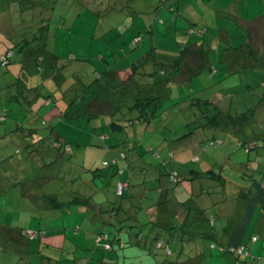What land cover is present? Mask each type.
Masks as SVG:
<instances>
[{
    "label": "trees",
    "instance_id": "obj_1",
    "mask_svg": "<svg viewBox=\"0 0 264 264\" xmlns=\"http://www.w3.org/2000/svg\"><path fill=\"white\" fill-rule=\"evenodd\" d=\"M13 1L16 2V0ZM17 1L20 2L18 4L19 10L21 11L20 15L22 12L24 13L23 16H20V19L21 21L28 22L27 28L31 29V36L30 39H20L16 42L18 45L17 48L23 52L22 60L26 62L29 67L28 70L23 72V78H25L24 82H22L20 87L15 89L19 88V93L27 100L43 97L45 114H51L46 119L44 117L39 118V124H36L38 120L36 114H34L33 123L32 119L27 121L28 126L26 129L29 130V134L31 135V141L28 143V146H30V154L31 156H35L39 153L40 157L38 160L33 159V162L37 164L36 169L41 176L40 178L42 179V177H44L45 169L50 168L49 172H51V169L55 168V165L59 163L60 158L65 155L66 152L67 154H71V145L67 138L62 135L61 137L64 138L62 140L59 136V131L53 123L55 119L57 122L66 118L75 119L74 121L81 118L87 120L92 118L97 120L101 118L102 123L109 119L108 130L115 135V138L118 133L124 132L127 134V139H123V137L120 140L125 146L124 149L120 150L118 153H111L109 156L110 158H105L103 160L102 166H106L109 170L106 169V171H102L101 169L100 172L95 169L91 170L94 175L104 176L106 179L102 187L105 188L104 198L97 202L93 200L92 196H81V194H79L80 196H74V198L68 199L67 202H63L59 200L56 195H45V197H48L47 199H49L50 205L43 209H39V211H45V216H48L47 220L50 219V216H53L55 210H65L66 207L71 204L90 205L93 213L100 217L99 221L103 226V229L95 233V246L93 247L96 249L101 247L105 252L113 254L112 258H108V260L104 261L107 264H118L117 253L115 252L116 246L121 248L126 244V241L137 246L139 250L141 248L144 255L152 256L155 260L159 258V264H209L211 257L216 258V256L225 253H229L231 257L225 264H263V260L260 256L255 257L250 254V250L245 243L224 245L220 242L221 244L217 245L216 241L224 236V232L220 230L225 227H221V223L225 221L224 219H226V217L222 216V212L219 211L221 203H226L227 200L231 201L232 199L244 200L254 193V190L249 191L252 189L250 183L264 180V153L263 155L261 154L262 158H259L256 156L255 152L252 151L254 148L260 149L259 146L264 145V136H260L264 134V132L261 131V129H263L261 126L264 124V107L263 109H261L262 106L260 107L261 100H264V91H260L259 93H255V91L248 92L254 94L252 98L256 97V99H259L257 100L259 104L257 101L256 103L260 108L257 114L260 121L255 117L253 118L251 116L252 113L250 116H247V109H251L247 106L245 107V111H238L236 112L238 116L233 117L231 109L234 108L225 107L226 110H224L218 102L221 97L226 95L224 93L218 95L219 97L202 98L196 95L192 96L188 102L185 101L184 103L186 105H182V107L186 109L178 111L180 112L179 114L184 115L186 122L184 124H182V122L176 123L180 126L179 129H173L169 134H165V127L160 129V126H154L153 122L158 118L156 110L162 98L161 94L169 87L171 80L176 76H180L181 80L188 87H191L190 81L200 72L202 61L209 59L210 55L214 57L222 53L225 58L226 55H231L233 52L236 53V56L241 55L242 57L243 55V57L240 58L239 66L236 65L235 67H238L237 69L239 72H244L247 76L254 75L251 73H259L258 77H261L260 79L262 81L260 86L264 87V69H255L253 66H249L245 60L248 55L246 53L249 50L251 51L252 48L255 49V46H252V48L247 45L245 46L244 42L245 38H247V32L245 33L243 30L239 31V29L236 28L238 33H230L229 30L235 29L230 28L228 31L232 36L229 40L223 39L220 31V37L218 36L217 39H213L211 36L210 40H206L205 36H208V32L211 28L219 30V27H216L218 26V21L216 20L215 11L203 13L202 20L198 22L193 20V18L184 16V14L183 16L192 25H190L191 29L198 33V36H195L193 42L180 43L182 47L174 58H163L160 61L158 59L156 61L153 60L152 64L148 65L147 62L151 60L147 58L145 54L140 59L131 62L129 66L115 70H111L106 65L102 70H98L92 66L91 68H87L86 73L83 74L78 67L71 69L70 75H67L68 73H63L65 64L59 61L60 57L49 52L46 48L45 37H47L46 29L49 28V17L45 15L48 12V8L42 13V16L45 17H38L36 20H33L32 16H34L35 10L39 12L40 9L36 8L34 10V4H31L29 0ZM80 1L83 2L84 5L95 3L103 7L105 4L106 7L102 10L103 13H106L108 10L117 13L119 9L122 10L125 7L130 8L132 11L130 13H138V10L133 6L134 1L137 0ZM151 1V5H153L154 9L158 12L159 20L162 23L163 21L160 18L161 15L171 14L172 18L176 19L175 14L183 13L179 0ZM99 12L100 11L97 13ZM106 26L107 25L100 31V34L104 32ZM124 31L122 33H124ZM240 32L243 33L238 35ZM119 33L115 34L114 37L118 36ZM100 34H97L96 37L99 38L103 36ZM139 37V34L135 35V43ZM36 38L39 39V41L33 42ZM234 38L239 43L233 42ZM230 40H232L231 43H229ZM121 41L123 43L126 40L123 38ZM12 53L13 51H11V48L7 49L5 53L0 55V62L2 64L8 63L9 54ZM260 61L264 63L262 59H260ZM143 65L145 69L140 68ZM124 70L131 75V84H129V79H125L124 81L120 80L121 75L117 72ZM141 71L142 74L140 73ZM88 72L90 74H88ZM115 74L117 75L114 76ZM156 76L159 79L154 81L153 79ZM19 83H21V81ZM77 85H79V87H77ZM46 87L49 89L48 91H51L46 92ZM71 89L76 90L71 101H69L65 93H60L58 95V100L63 99L65 101L61 106L58 105L61 108L59 114L56 104L52 108H47L50 106L49 97L53 95L55 91L61 90V92H67ZM108 92L110 93L108 94ZM150 92L151 94H149ZM192 92L194 91L192 90L191 93ZM16 96L17 95L12 97V99H16ZM62 108L64 109L62 110ZM239 109H241V106ZM4 118V116L0 117L1 120ZM96 126L99 128L104 127L100 126V122H97ZM218 128L223 131L230 130L232 132L227 146H232V141L235 140L234 145H236L238 150L230 153L236 155L231 158L234 160L241 158L245 161L241 164L240 169L243 177L247 179L248 182L246 190L237 191L240 185L227 180L226 177L228 176L224 173L223 169L225 162L231 163V160H214L211 161L207 167L201 168L190 164L187 166L178 165L175 167L173 164L174 169L169 172L167 180H164L163 177L159 178V175L162 174V170L159 168L160 164L163 163V165L167 166L172 161L164 160V158L166 157V159H169L173 157L174 159L176 158L177 164H182L183 157L179 156L176 150H181V144H185V148L193 146L195 143V136L199 139H206L204 137L205 132L211 131L212 139L208 141L215 145L218 143L222 144L224 137L218 134L222 133L221 131L217 132ZM54 131L59 135L51 137ZM133 131L137 133L140 139L142 136L144 142H147L146 135H148L147 137H150L152 141H154L155 146H170L164 157H162L161 153L155 152L153 154L158 159L153 160L152 163L156 169H159V174L154 177L159 183L155 181L156 185H152L156 193L154 214L151 212L147 213L145 208L142 207V199L147 196V190L144 188V194L142 192L140 193V191H138V183L131 182V179L125 174L127 170L126 167L131 170L133 168L138 169L137 166H140L141 169L144 167L138 165L139 156L142 155L139 152V145L144 146L150 152L154 151V145L149 142H147L149 145H142L143 143H136L134 140H131L128 135ZM248 132L252 135L251 140L246 139V137L249 136ZM236 134H238L237 136H240V138H237ZM98 135L102 138H107L109 133L100 130ZM117 141L118 137L116 139V142ZM259 143L261 144L259 145ZM241 150L244 154L241 153ZM44 157L48 159H43ZM5 158L7 157L4 156L3 159ZM141 158L146 160L143 155ZM193 158L194 162L195 160L201 161L200 158L197 157V154L193 155ZM135 161L137 163H134V166L131 167V164ZM180 167L182 169H180ZM187 167L189 169H187ZM0 171L2 172L0 175L1 191L2 179L6 175L4 174L6 171L5 167ZM21 171L22 170L16 172L21 173ZM235 171H237V169H235ZM9 173L11 172H8V174ZM27 173L29 172H25L23 176L24 180H26V182H31L32 173H34V171H30V174ZM117 184L125 185L120 194L117 193L116 190ZM228 190L230 194H228ZM30 197L32 196H28L26 199L28 207L31 203ZM8 208L7 210H10L11 206L9 205ZM33 208H38V206H34ZM163 208H167V210L162 212ZM31 212H33L32 208ZM148 214L150 215L147 216ZM143 215L147 219V222L141 223L138 219ZM174 219L176 220L174 221ZM206 219L210 224H213L214 219H216L217 225H212L210 227ZM145 223L152 224L154 227L149 231L150 233L147 232L143 235V224ZM108 224L112 227L110 231H107ZM113 226L115 229H113ZM66 228L65 226H53L43 230L40 229L39 226L36 228L31 225L24 227L12 221L7 222L5 220L4 223H0V264H3V262H6L5 264H18V261L22 264H41V262L45 263L47 258L54 259L58 262H70V259L66 258L67 254L65 253L67 251L64 250L65 252H60L63 245L60 244L59 239L61 240L64 238L68 231ZM204 229L206 231H204ZM74 230L79 231L80 229L77 226ZM50 235L55 238V241L50 240L49 243L47 237ZM211 235H218L219 238L212 237ZM43 236L46 237V242L43 241ZM125 236H128V239L124 238ZM230 236L234 237L233 235ZM248 238V241L250 240L253 242L257 239V235L249 234ZM11 241L14 242V245ZM34 241H38V243ZM43 243L46 246H53L55 249L54 252H57L55 256L60 258L58 255H61L63 258H52L50 255L52 250L50 249L53 248L47 250L44 248ZM152 247H154V253L156 249H162V252L160 251L162 255L161 259L159 254L158 256L152 255L154 254L150 251ZM204 247H207V249H204ZM139 255L140 253L138 256L136 253L132 255V257L138 258ZM73 260L76 264H85L87 259L85 257H75ZM253 261L254 263H252Z\"/></svg>",
    "mask_w": 264,
    "mask_h": 264
},
{
    "label": "rangeland",
    "instance_id": "obj_2",
    "mask_svg": "<svg viewBox=\"0 0 264 264\" xmlns=\"http://www.w3.org/2000/svg\"><path fill=\"white\" fill-rule=\"evenodd\" d=\"M29 2L34 4V10L36 8L40 9L39 12L35 10V14L32 16L33 20H36L38 17H49V28L46 29L47 37H45L46 48L49 52L60 57L59 61L65 64L63 73H68L67 75H70L71 69L78 67L83 74L86 73L87 68H91L92 66L98 70H102L106 65L111 70H115L129 66L131 62L140 59L145 54L151 60L147 62L148 65H151L153 60L156 61L158 59L160 61L163 58H174L182 47L180 43L193 42L195 36H198V33L191 29L192 25L184 16L190 17L191 13H196V10L201 8L199 0H180L179 4H183L181 5V10L185 15L183 13L175 14L176 19H173L171 14L161 15L160 18L163 23L159 20L158 12L151 5V0L134 1L133 6L138 10V13L135 14L130 13L132 11L128 7L122 10L119 9L117 13L111 10L103 13L102 10L105 9V4L103 7L95 3L84 5L80 0H29ZM19 3L17 0L16 2L13 0H0V55L5 53L9 48L13 51L12 54H9L8 63L2 64L0 62V117H5L2 120L0 119V170L5 167L6 171L4 174L8 176L5 175L2 179L0 223H4L6 220L7 222L12 221L24 227L31 225L36 228L39 226L43 230L53 226H65L68 231L64 238L61 239L60 244L64 248L60 249V252L66 250L68 252L67 258L70 259L72 264H76L73 260L75 259L74 256H84L87 259V264H94L92 259H98L99 257H96L97 251L95 247H92L94 250L89 248L91 240L93 241L91 234L100 231L103 229V226L97 220L98 218L93 213L92 207L90 205L71 204L65 210H55L53 217L49 220H47L48 216H45V211L41 212L42 210L39 211V209L50 205V201L45 195H56L63 202H67L68 199L74 198V196H80L79 194L81 196H92L93 200L97 202L102 200L105 195V188L102 187L106 179L104 176L94 175L91 170L95 169L98 172L101 169L102 171L109 170L106 166H102V162L105 158H110L111 153H118L124 149L125 146L120 140L123 137V139H127V134L121 132L116 134L115 138V135L108 130L109 119L103 123L101 118L97 120L95 118L90 120L81 118L76 121H74L75 119L66 118L57 122L55 121L56 119L52 120L60 135L54 131L51 137H54V135L61 137L63 135V137L67 138L71 145V154H67L66 152L60 158L59 163L55 165V168L51 169V172H49L50 168L45 169L44 177L40 178L41 176L36 169L37 164L33 162V159L38 160L40 157L39 153L35 156H31L30 154L28 143L31 141V135L29 134V130L26 129L28 126L27 121L32 119L33 123L34 114H36L38 116L36 124H39V118L44 117L46 119L51 114H45L43 97L27 100L19 93V88L15 89L20 87L22 82H24L23 72L28 70L29 67L22 60L23 52L17 48L16 42L20 39H30L31 36V29L27 28L28 22L21 21L20 19V16H23L24 13L22 12L20 15ZM47 8L49 13L47 12L45 16H42V13ZM189 8H193V10L190 11ZM98 11L100 12L97 13ZM244 14L253 16L255 13L249 10L248 12L244 11ZM105 25L107 26L104 32L100 34ZM123 31L124 33H122ZM219 31L216 28H211L205 39L210 40L211 36L213 39H217ZM229 31L230 33H238L236 29ZM117 33L119 35L114 37ZM97 34L103 36L98 38L96 37ZM136 34H139L140 37L135 43ZM123 38L126 41L122 43L121 40ZM36 41H39V39L36 38L33 42ZM233 42H237V40L234 38ZM262 52L263 55H260L263 56L262 61H264V46L262 47ZM224 58L223 54L219 53L214 57L210 55L209 59L203 60L200 72L190 81L191 87H188L181 80L180 76L173 78L169 83V87L161 94L162 98L156 110L158 118L153 121L154 126H160V129L165 127V134H169L173 129L178 130L180 126L176 123L182 122L184 124L186 122L184 115L179 114V111L186 109L182 107V105H186L185 101L188 102L192 96L196 95L204 98L216 97L224 93L226 95L218 101L224 110H226L225 107L234 108L231 109V113L233 117H237L238 114L236 112L245 111V107L247 106L251 108L250 110L247 109V116H250L252 113L251 116L260 121L257 117L260 109L259 106L257 105L255 109L252 108L256 104V102H252L254 94L243 92L240 85V77L243 78L245 73L229 70ZM140 68L145 69V66L143 65ZM117 73L121 75L120 80L129 79V84L132 83L130 81L131 75L125 70ZM140 73L142 74V71ZM88 74L90 73L88 72ZM251 74L253 75L254 73ZM255 75L258 76L259 73ZM158 79L156 76L153 80ZM20 81L21 83H19ZM255 85V93L264 91V87ZM45 89L46 92L51 91H48L47 87ZM192 90L194 92L191 93ZM60 93H65L69 101H71L76 90L71 89L67 92L58 90L49 97L50 106L47 108H52L56 104L58 114L61 111L58 105L61 106L65 102L63 99L58 100ZM15 95H17L16 99H12ZM254 98L256 99V97ZM261 101V105L264 107V100ZM240 106L241 109H239ZM97 122H100V126L104 127L99 128L96 126ZM261 128H263L261 131L264 132V124H262ZM100 130L109 133V136L102 138L98 135ZM220 131L222 133L218 134L224 137L223 143H218L220 145H215L208 141L212 139L211 131L205 132L204 137L206 139H199L195 136L193 146L185 148V144H181V150L177 149L176 153H179V156L183 157V163L177 164L176 158L170 157L166 159L165 157L164 160L172 161L167 166L163 165V163L160 164L159 168L162 170V174L159 175V178L163 177L164 180H167L169 172L174 169L173 164L175 167L190 164L201 168L214 160L223 161L229 160L227 157H235L234 153L230 154L232 151L236 152L238 150L236 145H234L235 140L232 141V146H227L232 132L230 130L223 131L218 128L217 132ZM237 135L236 137L240 138ZM128 136L136 143L149 145L147 144L149 142L154 145V141L150 137H147L148 135H146L147 142L142 140V136L140 139L134 131ZM63 137H61L62 140L64 139ZM117 137L118 141L116 142ZM169 147L166 145H162V147L154 145V151L150 152L144 146L139 145V152L146 159L143 160L141 158L142 155L139 156L138 161L140 164L138 162V165L144 166L143 169L140 166H137L138 169L133 168L132 170L126 167L125 174L131 179V182L138 183V191L144 194V186L147 190V196L142 199V204L149 203L150 205L156 201V193L152 185H156L155 181L158 182L154 177L159 174V169H156L152 163L153 160L158 159L153 154L155 152L161 153L162 157H164ZM241 153L244 154L242 150ZM196 154L201 161L195 160L194 162L193 155ZM4 156L7 158L3 159ZM134 163L137 162H133L131 167L134 166ZM180 169L182 168L180 167ZM187 169L189 168L187 167ZM19 170H22L21 173L16 172ZM30 171H34L35 174L32 173L31 182H26L23 176L25 172H29L27 174H30ZM223 171L227 176L234 172V176L238 177L237 171L229 167L228 164H225ZM8 172L11 173L8 174ZM1 174L2 172L0 171ZM28 196H32L31 201L33 200L35 205L38 204V208L28 207L26 204ZM9 205L11 209L7 210ZM31 208L33 212H31ZM224 220L226 221L227 218ZM77 225H80L79 231L74 230ZM113 229H115L114 226ZM110 230H112V227L108 224L107 231ZM42 238L46 242V237L43 236ZM47 239L49 243L50 240L55 241L52 235L48 236ZM69 240L77 248L85 247L84 253L78 252L74 255L72 249L68 250L71 244ZM35 243H38V241ZM72 244L70 245L71 248H73ZM216 244L220 245L221 243L217 240ZM44 248L48 250L49 248H53V246L44 245ZM150 251L154 253V247ZM160 251L162 252V249H156V252L152 255L158 256L159 254L161 259L162 255ZM50 253L57 254V252ZM108 255L105 256V259ZM223 255L227 258L229 253Z\"/></svg>",
    "mask_w": 264,
    "mask_h": 264
},
{
    "label": "crops",
    "instance_id": "obj_3",
    "mask_svg": "<svg viewBox=\"0 0 264 264\" xmlns=\"http://www.w3.org/2000/svg\"><path fill=\"white\" fill-rule=\"evenodd\" d=\"M199 1H200L201 8L197 9L196 13L194 12L191 13L190 14L191 16L189 18H193V20H196L198 22L202 20L203 13L215 11L216 20L218 21L217 23L218 26L216 27H219L222 38L225 40H229L232 36L228 31L230 28H235V29L237 28L239 29V31L243 30V32L245 33L247 32V38H245V42H244L245 46L247 45V46H250L251 48L252 46H255V49L252 48L251 51L249 50L246 53L248 55L246 56L245 60L247 61V64L249 66H253L255 69L258 68V69L263 70L264 63L261 62L260 59L263 58L262 47L264 46V0H199ZM226 1L227 3H225ZM189 10L192 11L193 8L191 9L189 8ZM249 10L253 11L255 14L253 16H247L246 14H244V11L248 12ZM183 14L185 13L183 12ZM243 32H240V34L238 35H241V33ZM231 42L232 40H230L229 43ZM258 49H261V50H258ZM242 57L241 55L236 56L235 52H233V54L231 55L229 54L226 55V58H224V60H226V65L228 69L233 72L234 71L236 72L238 70L237 69L238 67H235V66L236 65L239 66L240 58ZM250 62L252 65L250 64ZM261 65L263 66V68ZM255 74L256 73H254L253 76H250V75L247 76L245 74V76L241 78L240 85L242 86L243 92L248 93V92L254 91V88L256 86L255 84L260 86V83L262 82L260 79L261 77L259 78ZM257 100L258 99L252 98V102H256ZM257 103L259 104V101H257ZM257 103L254 104L252 108L255 109L257 106ZM261 106L262 105L260 104V107ZM261 109H263V107ZM248 135L249 136L246 137V139L251 140L252 135L250 134V132H248ZM260 136H264V134H261ZM260 144L261 143H259V145ZM259 148L260 149L254 148L252 151L255 152L257 157L262 158V155L264 153V145H260ZM227 158L231 160V163L225 162V164H228L229 167H232L234 170L237 169V175H238V177L236 178L234 176V172L230 173L228 177H226L227 180L237 185H240V188H237V191L244 190V189L246 190L248 182H247V179L243 177L241 173L242 171L240 169L241 164L244 163L245 161L242 160L241 158H239L238 160H234L231 157H227ZM208 165L209 164H207L206 167ZM250 187L252 189H250L249 191L254 190V193L248 196L247 198H245L244 200H233L232 199L231 201L227 200L226 203L224 202L221 203V208L219 209V211L222 212L221 213L222 216H225L227 218L225 222L221 223V227L225 226L223 229L220 230L224 232V236L222 238H219L218 235H211V236L218 237L219 238L218 241L222 242V244L224 245H228V244L237 245L240 243L247 244L250 250V254L255 257L260 256L264 264V180L252 182L250 183ZM229 189H232V188H229ZM227 192L228 194H230L229 190ZM29 199L31 201V197ZM155 204H156V201L150 205L149 203H145V204H142V207L145 208V211H147V213L151 212L154 214ZM30 206L39 207L38 204L35 205L33 200L31 201ZM165 210H167V208H163L162 212ZM149 215L150 214H148L147 216ZM52 217L53 216H50V218ZM96 217L98 218L99 216L96 215ZM144 218L145 217L143 215L139 217L138 220L141 223L147 222L146 221L147 219L146 218L144 219ZM176 219H174V221ZM98 220H100V217L98 218ZM206 221L208 224H210V222L207 219ZM143 225H144L143 227L144 232L142 233L143 235H145L147 232H149L152 229V227H154L152 224L150 225L147 223ZM212 225L213 226L217 225L216 219H214L213 224H210V227ZM77 226L80 229V225H77ZM204 231L206 230L204 229ZM249 234H255V236L257 235V239L253 242H251L250 240L248 241ZM230 235H233L234 237ZM91 236L93 237V241L91 240L89 248H92L93 246H95L94 244L95 243L94 242L95 233H92ZM124 238L128 239V236H125ZM59 241L61 243L60 239ZM69 241L71 242V240ZM11 242L14 245V242L13 241ZM127 243L128 241H126V244H124L123 247L121 248L119 246H116L115 252L117 253L118 264H159L160 263L158 262L159 258L155 260L152 256H149V255L146 256L143 254V251L141 250V248L139 250L137 246H134L131 243H128V244ZM70 245L68 247V250L72 249L74 255L77 254L78 252L84 253L85 251V247L77 248L72 244L73 248H71ZM62 247L64 248V246ZM204 249H207V247H204ZM96 251H97L96 257H99V258L92 259L94 261V264H107L104 261L108 260V258H112L113 256V254H110L109 256L108 255L109 253L105 252L101 247L97 248ZM51 252H54V250H52ZM136 253H137V256L140 253L139 257L138 258L132 257V255ZM65 254H67L68 256V252H66ZM50 255L52 256V258H56V259L63 258L61 255H58L60 258H57V256H55V254H52V253ZM106 255L108 256L105 259ZM83 257H78V258H83ZM227 258L224 255L216 256V258L211 257L209 264H225L226 261H229L231 259L230 256H227ZM18 262H19L18 264H22L20 261ZM5 263L6 262H3V264ZM252 263H254V261ZM41 264H72V263L71 261L70 262L68 261L58 262V261H55L54 259L47 258L45 263L41 262ZM85 264H87V262Z\"/></svg>",
    "mask_w": 264,
    "mask_h": 264
},
{
    "label": "built area",
    "instance_id": "obj_4",
    "mask_svg": "<svg viewBox=\"0 0 264 264\" xmlns=\"http://www.w3.org/2000/svg\"><path fill=\"white\" fill-rule=\"evenodd\" d=\"M116 190H117V193L120 194L122 192V190H123V184H117Z\"/></svg>",
    "mask_w": 264,
    "mask_h": 264
}]
</instances>
